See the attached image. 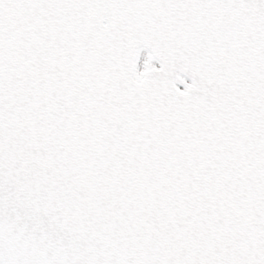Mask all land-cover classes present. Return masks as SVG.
<instances>
[{"label": "snow or ice", "instance_id": "1", "mask_svg": "<svg viewBox=\"0 0 264 264\" xmlns=\"http://www.w3.org/2000/svg\"><path fill=\"white\" fill-rule=\"evenodd\" d=\"M0 264H264V0H0Z\"/></svg>", "mask_w": 264, "mask_h": 264}]
</instances>
